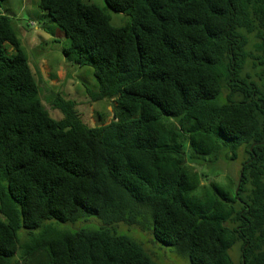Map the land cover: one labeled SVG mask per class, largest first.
Segmentation results:
<instances>
[{
	"label": "trees",
	"instance_id": "trees-1",
	"mask_svg": "<svg viewBox=\"0 0 264 264\" xmlns=\"http://www.w3.org/2000/svg\"><path fill=\"white\" fill-rule=\"evenodd\" d=\"M6 1L0 264H159L128 226L190 264H264V0H104L131 17L122 27L83 0H38L67 60L93 68V101L124 111L102 126L33 70ZM236 161L225 188L204 184ZM91 217L99 230L17 236Z\"/></svg>",
	"mask_w": 264,
	"mask_h": 264
},
{
	"label": "rangeland",
	"instance_id": "rangeland-1",
	"mask_svg": "<svg viewBox=\"0 0 264 264\" xmlns=\"http://www.w3.org/2000/svg\"><path fill=\"white\" fill-rule=\"evenodd\" d=\"M83 1L100 7L111 18V24L114 27H122L132 21L129 15L110 10L104 0ZM2 10L5 14L10 15L21 41V48L28 57L33 70L39 65L41 74L45 81L49 82V86L55 90V93H60L63 98L76 102L84 123L102 126L109 124L115 114L117 118L125 116L124 111L114 100L93 101L95 93L99 91L98 82L92 71L93 68H81L67 60L64 50L70 45V40L56 23L40 10L38 0H7ZM50 96V93H48V98ZM48 103L51 104L49 100ZM47 108L54 119L58 120L62 117L60 111H56L54 107L48 106ZM228 163H210L208 169L209 180H204V184L215 183L225 188L229 183V179L236 175L235 172L241 166L239 161ZM50 226L54 229L58 228L57 231L60 232H76L80 230H99L103 225L96 217L67 224L51 225V222H47L41 229L32 233H29L26 229H21L18 231L17 236L21 242H25L33 237L40 236ZM129 230L130 232L126 233ZM121 234L135 238L139 243H143L147 251L155 252L157 255L155 260L159 264H190L186 258L176 254L172 248L155 241L153 231L149 232L128 226L126 231Z\"/></svg>",
	"mask_w": 264,
	"mask_h": 264
},
{
	"label": "clouds",
	"instance_id": "clouds-1",
	"mask_svg": "<svg viewBox=\"0 0 264 264\" xmlns=\"http://www.w3.org/2000/svg\"><path fill=\"white\" fill-rule=\"evenodd\" d=\"M115 102V101H114ZM110 123V122H109ZM107 125V124H106Z\"/></svg>",
	"mask_w": 264,
	"mask_h": 264
}]
</instances>
